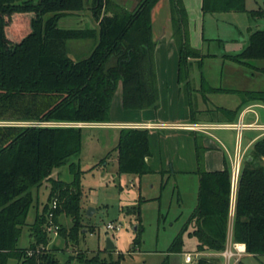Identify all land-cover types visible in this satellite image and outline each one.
Masks as SVG:
<instances>
[{
    "label": "trees",
    "instance_id": "trees-1",
    "mask_svg": "<svg viewBox=\"0 0 264 264\" xmlns=\"http://www.w3.org/2000/svg\"><path fill=\"white\" fill-rule=\"evenodd\" d=\"M158 1L139 0L129 10L110 0H0V121H7L0 123V264H6L9 257L21 259L22 264H122L121 253L113 258L82 251L72 263V256L60 262L53 255L40 253L38 247L48 244V230L59 222L61 212L72 217V225L60 227L59 235L76 240L84 228L80 221L82 171L71 160L80 153L83 126L74 123L110 121L111 100L119 83L124 109L157 108L152 9ZM87 8L95 26L58 25L61 17ZM228 10L246 11V0H202L203 12ZM250 12L264 14L261 9ZM170 19L179 54V78L189 84L190 59L200 53L189 43L181 0H170ZM81 38H92L95 44L88 55L73 59L66 43ZM224 56L241 64L264 59V29L252 31L242 51ZM238 92L244 100L264 104V90ZM118 135V170L152 172L146 161L151 154L148 128L120 127ZM195 149L197 203L168 252L182 251L181 233L188 226L198 252H219L225 247L231 167L225 161L220 170H206L204 147L197 138ZM68 162L72 181L50 176L55 167ZM44 180L49 181V193L42 213L31 225L33 241L27 248H17L32 189ZM232 239L244 242L249 254L264 255V134L253 142L241 163Z\"/></svg>",
    "mask_w": 264,
    "mask_h": 264
},
{
    "label": "rangeland",
    "instance_id": "rangeland-1",
    "mask_svg": "<svg viewBox=\"0 0 264 264\" xmlns=\"http://www.w3.org/2000/svg\"><path fill=\"white\" fill-rule=\"evenodd\" d=\"M118 2L132 10L139 0H110ZM187 15V35L190 45L195 48L200 57L190 59V83L182 81L181 88L185 95V105L191 100L193 112L197 117L212 118L215 113L235 101L240 96L236 92L207 91L209 86L223 89L264 90V59H250L248 64L237 63L225 58V54H235L242 51L249 43L250 33L257 29H264V14H251V10H264V0H246V11H202V0H181ZM159 13L170 12L169 0H161ZM61 27L95 26L90 9L78 13H70L58 21ZM159 29V28H158ZM156 31H158L156 29ZM163 29L155 32L158 37ZM70 57L78 59L88 55L95 40L92 38L71 39L67 41ZM174 49V48H173ZM173 57L167 59L164 67H176L177 48ZM170 55V54H169ZM206 79L204 84L201 80ZM120 93V91H119ZM202 95L208 96L206 102L196 103ZM199 106V107H198ZM185 107L175 104L172 109H163L160 114H182ZM111 114L123 112L116 106L110 108ZM120 115V114H119ZM204 116V117H203ZM7 123V121H0ZM61 122L52 124L60 125ZM83 126L81 131V148L77 156L72 157L82 171L81 185V223L84 224L76 240H70L59 235V228L68 229L72 225V217L64 212L59 213L57 219L49 228V242L39 246L40 253L53 255L60 262L84 252L87 255L99 253L100 256L116 258L123 254L122 264H224V258L218 255L205 256L198 254L196 238L190 234L188 226L182 234V251L168 252L172 241L181 232L190 213L197 203L198 174L194 135L192 148L184 137L172 140V144H179L177 155L170 157L171 163L162 168L152 167L148 173L120 172L118 170L117 150L119 135L114 126H104L101 123H74ZM217 130H214L216 133ZM217 134V133H216ZM244 139L255 134L254 131H244ZM232 140H235L234 137ZM238 139H236L237 141ZM155 141V140H154ZM158 143V141H155ZM171 144V145H172ZM217 144L226 155H233V142ZM172 146V148H174ZM172 149H170L171 151ZM173 151V150H172ZM159 154V153H158ZM180 155V156H179ZM182 161L180 162L181 158ZM64 181L74 178L69 162L55 167L50 175ZM49 193V181L44 180L32 189V201L26 216V223L22 226L16 241L17 248H27L33 241L31 225L42 213ZM92 208L91 215L87 210ZM112 223L117 228L110 229L107 224ZM136 227V228H135ZM56 229L57 234L54 233ZM107 238L114 243L113 249L106 248ZM138 239V243L134 239ZM193 254V261L186 263L184 252ZM207 253V252H206ZM217 260V261H216ZM243 264H264V255L245 256ZM6 264H22L21 259L9 257Z\"/></svg>",
    "mask_w": 264,
    "mask_h": 264
},
{
    "label": "crops",
    "instance_id": "crops-1",
    "mask_svg": "<svg viewBox=\"0 0 264 264\" xmlns=\"http://www.w3.org/2000/svg\"><path fill=\"white\" fill-rule=\"evenodd\" d=\"M160 1L161 0H159L152 9V33L153 39L155 40L153 59L158 89L157 108L150 107L143 109H124L122 107V88L121 83H119L113 94L110 108L113 106V102H116V106H119V108L123 109V112L119 113L120 115L118 114V116L117 113L114 115L110 113V121L104 122V126H114L117 129H119L120 127L148 128L151 154L146 157V161L151 168H156L158 165L163 168L164 165L171 163L170 157L172 155L178 154L180 146L176 143V147H174V145L172 144V140L174 138L179 136L184 137L186 143L191 149L193 144L190 135H194V138H197L199 143L204 147L202 156L203 167L206 170H220L224 167L225 161L229 163L232 170L231 160L237 150L236 139L238 135L236 130L232 128H224L217 125L222 123H233L239 120L244 123L264 125V104L259 100H244L242 95L238 92L253 90H237L235 88L226 87L223 89L222 87L215 88L209 86L207 91H226L238 93L240 96L238 102L234 101L232 104L228 102L229 104H227V106H218V108L221 107L222 109L236 110V113L233 116L230 112H223L219 110L212 118L197 117L193 112L191 100H189L190 104L188 105H185L184 103L186 102V98L184 93L182 92V88L180 85L184 80H180L179 78L178 49L176 67H174L173 65L171 67H164L165 64L167 65V59H171L173 57L172 54L173 52L175 53V46L177 48V45L173 37L170 12L168 11L159 13L156 10L159 6ZM161 28L163 29L162 33L159 34L158 37L155 36V32H158ZM156 29L158 31H156ZM190 74L191 73L188 70L187 80L189 82ZM205 81L207 82L206 79H202L201 84H204ZM207 99L208 96L202 95L201 98L198 99L200 101H197L196 103L200 102V107L203 108L202 103L206 102ZM175 104H182V106L185 107L182 111V114H178L177 116L174 115V113H172L171 116L160 114L163 109L174 108ZM214 130H217V134L214 133ZM244 131L255 132V134L250 138L246 136L244 144H242V141H240V149L242 151L245 150V155L247 156L249 148L257 138L264 134V130L258 128H245L241 131V136H243V139L245 135ZM233 137L235 140H232ZM154 140L158 141V143H156ZM217 141L221 145H225L224 141H227V143L229 144L233 142V155L229 153L226 155L225 153H223L221 148L217 144ZM172 146L174 148H172ZM170 149H172L173 151H170ZM182 159L185 158L182 157L180 159V162L182 161ZM234 201L235 190L231 185V205L228 220V231H232L233 228ZM198 254L210 256L215 254L218 255V252L205 250L199 251Z\"/></svg>",
    "mask_w": 264,
    "mask_h": 264
},
{
    "label": "built area",
    "instance_id": "built-area-1",
    "mask_svg": "<svg viewBox=\"0 0 264 264\" xmlns=\"http://www.w3.org/2000/svg\"><path fill=\"white\" fill-rule=\"evenodd\" d=\"M53 122H32L31 124L37 125H55L52 124ZM60 124H72V123H60ZM57 125V124H56ZM217 126L224 127V128H232L237 132V150L232 158V187L236 191V185L238 180V175L241 167V163L245 158V150L240 149V139H241V131L245 128H258L264 130V125L261 124H253V123H244L241 120L233 123H222L218 124ZM52 227V226H51ZM107 227L110 229L117 228L112 225V223L107 224ZM55 234L57 231L53 228ZM218 255L224 258V264H243V258L245 256L251 255L247 252L246 245L244 242L235 241L232 239V231L227 232V239L225 243V247L223 250L218 252ZM184 260L186 263H191L193 261V254L190 252L184 253Z\"/></svg>",
    "mask_w": 264,
    "mask_h": 264
},
{
    "label": "water",
    "instance_id": "water-1",
    "mask_svg": "<svg viewBox=\"0 0 264 264\" xmlns=\"http://www.w3.org/2000/svg\"><path fill=\"white\" fill-rule=\"evenodd\" d=\"M78 126H81L80 124H77ZM247 158H250V156H248ZM92 208L90 207L88 210H87V214L88 215H91V212H92ZM136 228V227H135ZM106 248L107 249H113L114 248V243L112 242V240L110 238H107V242H106Z\"/></svg>",
    "mask_w": 264,
    "mask_h": 264
}]
</instances>
